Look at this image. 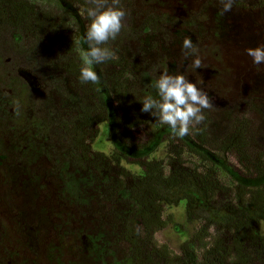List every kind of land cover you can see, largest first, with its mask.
<instances>
[{
	"label": "rangeland",
	"instance_id": "374dc122",
	"mask_svg": "<svg viewBox=\"0 0 264 264\" xmlns=\"http://www.w3.org/2000/svg\"><path fill=\"white\" fill-rule=\"evenodd\" d=\"M58 1L70 11L68 23L43 0H0V72L22 77L36 102L22 106L7 82L0 84V264H119L131 248L125 233L135 228L146 263L198 264L203 252L220 245L226 264H240L229 211L249 198L251 188H264V66L257 68L245 53L264 45V0H233L229 12H222L221 0H121L128 31L106 45L116 58L93 66L98 84L78 78L77 40L89 23L88 0ZM186 37L203 61L196 71L193 58L182 54ZM163 71L202 79L213 105L198 130L183 138L168 126L155 132L159 122L136 100L155 94L151 81ZM113 103L123 111L130 140L146 148H125L115 140ZM32 117L45 120L44 129L50 124L47 134L29 125ZM189 146L211 159L226 153L224 162L215 163L214 203L206 204L186 183L161 194L157 215L136 217L129 190L138 185L142 162L165 172L211 174ZM187 193L196 200L195 220L187 217ZM96 248L101 255L94 259Z\"/></svg>",
	"mask_w": 264,
	"mask_h": 264
},
{
	"label": "trees",
	"instance_id": "16d2710c",
	"mask_svg": "<svg viewBox=\"0 0 264 264\" xmlns=\"http://www.w3.org/2000/svg\"><path fill=\"white\" fill-rule=\"evenodd\" d=\"M32 1L34 2V0ZM43 1L47 2L46 7L51 11H55V9L58 8L59 10L66 12L67 15H61L66 19L68 23L67 17L68 15H70V11L66 9L68 11L67 12L61 6L58 0ZM48 1H51V4L48 3ZM23 8H25V10H21L19 15L24 19L28 11L25 6ZM37 14H40L39 11H37ZM153 18L154 17L152 16L151 18L146 20V24L142 29L143 31H146L148 29L147 25L153 20ZM158 19L165 20V17L160 16ZM161 24L158 25L155 32H160L159 30L161 29ZM27 25L29 27H38L36 26V24H33L32 26L27 23ZM121 31L127 32L128 30L122 28ZM55 33L56 31L51 29L50 34L53 35ZM3 81L4 84L7 82V89L15 93V98L17 99L16 102H20L22 106H28V102L30 103L31 107H34L36 105V102L33 99V91L30 88L29 84L24 81L22 77L14 74L6 77L3 76L0 72V84ZM102 102L104 103V105H106V99L104 96L102 97ZM110 109H113L115 111V114L113 116L114 123H116L114 138L120 144V146H125V148L129 147L136 150H143L144 148H146V143L140 145L135 144L134 142H132V140H130L129 135L126 132V126L122 129V121H125L123 111H117V105H115L114 103L110 105ZM118 109H120L119 106ZM156 121L157 123H159L155 124V126L152 128L155 132H157L161 126L167 127V125L161 123L160 121ZM45 123V120L41 118L32 117L29 125L33 127L38 133L45 135L50 128V124L48 123L46 124V129H44ZM130 134L133 133L130 132ZM189 149L191 150L192 154L197 157L202 165L203 170L206 169V171H210L211 174L202 176L201 173L197 175L192 169H190L189 173H185V171L181 168L174 171L170 170L169 172H165L163 170V167H161L159 164H155L152 161L142 162L143 174L136 177L135 179L136 181L139 180L138 185L134 183V187L129 190V194L131 196L134 194V197L136 199V217L144 218L147 214H150L152 216L157 215L158 208H156V205L163 201V197L161 196V194L164 193V195H166L172 193L176 189L185 187L186 183L193 184L192 189L206 204L214 203L218 187V184L216 182L218 170L215 163H217V161L224 162L226 153L223 152L222 155L218 156V158L211 159L207 154L196 149H192L190 146ZM69 178L71 183H73L72 178L70 176ZM139 185L140 188L137 190V186ZM136 193L137 195L135 196ZM153 194L156 195L154 199H152ZM139 195H141L142 197ZM184 195H187L183 197L186 201L187 217L189 220H195L197 217L195 211V197L190 193ZM167 196L169 197L170 195ZM229 213L231 214V218H233L230 226V232L233 236L232 247L235 252L234 255L235 257H237L239 263L249 264L252 259H255V261H259L260 263H264V234H261L260 232V219H263L264 221V188L261 186H255L254 188H251L249 198H246L245 201H240V203L236 205L235 208L233 207L229 211ZM205 223L210 225V220L206 219ZM135 232L132 230L130 233H125V239H127V241L131 243V248L129 254L119 264H150L146 263L142 258L143 256L142 252L139 250V244L135 242V238L138 236L137 233L139 232L136 228ZM186 245L192 247L191 241L187 242ZM92 247L95 246L93 245ZM184 253L189 254V252ZM90 255L94 257V259H97L101 255V252L96 248V250L93 249L90 252ZM225 255V249L219 245L215 248H210L209 250L203 252L198 264H226Z\"/></svg>",
	"mask_w": 264,
	"mask_h": 264
},
{
	"label": "clouds",
	"instance_id": "9594fccd",
	"mask_svg": "<svg viewBox=\"0 0 264 264\" xmlns=\"http://www.w3.org/2000/svg\"><path fill=\"white\" fill-rule=\"evenodd\" d=\"M221 3L222 12L232 10L233 0H221ZM120 4L121 0H88L84 8L89 23L86 32L77 40L82 58L78 78L82 83L98 84L100 76L93 66L116 58L115 52L106 45L114 41L124 27L128 13ZM182 50L185 59L193 58L191 68L194 71L203 67L199 49L190 37L183 40ZM245 53L257 68L264 66V45L249 47ZM202 83V79L189 80L182 72H158L150 84L155 94L135 98L142 105L141 112L150 114L167 125L174 136L183 138L198 130L206 119L205 109L213 107L209 94L201 87Z\"/></svg>",
	"mask_w": 264,
	"mask_h": 264
},
{
	"label": "flooded vegetation",
	"instance_id": "af4514ba",
	"mask_svg": "<svg viewBox=\"0 0 264 264\" xmlns=\"http://www.w3.org/2000/svg\"><path fill=\"white\" fill-rule=\"evenodd\" d=\"M28 1H30V0H28ZM31 1H32V0H31ZM32 2H33V1H32ZM65 10H66V9H65ZM67 10H68V9H67ZM67 10H66V11H67ZM46 11H48V10H46ZM68 11H69V10H68ZM68 11H67V12H68ZM59 13H60V14H66V15H67V13H66V12H64V11H61V10H59ZM33 23H34V22H33Z\"/></svg>",
	"mask_w": 264,
	"mask_h": 264
}]
</instances>
